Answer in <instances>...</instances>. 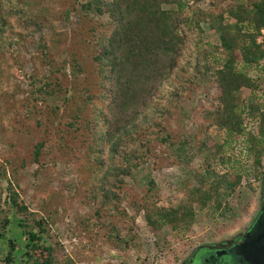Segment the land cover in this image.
Returning a JSON list of instances; mask_svg holds the SVG:
<instances>
[{"label":"trees","instance_id":"16d2710c","mask_svg":"<svg viewBox=\"0 0 264 264\" xmlns=\"http://www.w3.org/2000/svg\"><path fill=\"white\" fill-rule=\"evenodd\" d=\"M39 1L0 0V67L6 63L8 68L20 73L22 69L16 63L25 46L23 40L34 34H38L39 39L32 48L41 58L32 57L31 63L34 65L39 61L40 65L44 64L41 66H48V75L36 77V74H29L32 89L24 98L22 107L27 112L30 109L35 111L44 101L58 98L57 95L62 98L63 106L46 104L45 110H36L39 115L44 114L43 121H36V125H43L44 130L42 137L33 145V163L39 164L46 143L53 141L57 132L59 139L65 140L63 134L81 129L86 136L80 138V143L85 144L87 149L85 157L89 184L101 198L102 206L110 203L119 205L123 198L117 192L121 189L122 178L127 177L135 166H122L113 159L138 132L154 135L156 141L166 143L167 134L159 137L157 133L164 132L160 127L161 120L174 107L176 98L183 91L184 81L177 73H185L190 62L186 60L181 67L178 63L189 34H193L195 43L199 44L198 27L201 23L207 25L209 32L218 34L217 49L222 56L209 60L201 54L200 60H195L193 66L194 69L199 65L203 67L200 72L195 71L213 83L217 92L214 108L204 112L206 125L203 130L209 126L216 127L221 132L222 144L217 153L210 156L212 159L206 157L203 174L191 188L197 209L210 219L215 213L221 216L228 210L221 208L218 197H213L221 183L218 179L222 178L226 188L233 190L244 183L249 186V176L256 178L264 175L258 170L264 157V66L260 65L264 50L254 42L257 31L264 27V0L231 2L216 12L211 2L209 7L213 6V9H195L203 0H71L61 13V19L67 25L70 14L75 16L77 25L80 21L81 25L96 23L94 18L106 21L105 24L100 22L101 31L90 28L88 32L91 61L96 68L100 92L93 98L83 90L85 96L82 103L70 115L69 121L62 124L65 130L57 129L55 133L50 127L53 128L55 123L60 125L59 111L61 109L65 114L73 94L52 76L68 67V75L74 80L81 74V68L74 59L59 60L58 66H53L52 58L49 60L51 47L46 43L52 27L46 10H38ZM20 24L22 31L25 30L28 35L16 30V25L19 27ZM45 30L49 34L42 33ZM247 73L254 77H249ZM62 77L67 78L65 74ZM259 87L262 88L260 105L244 107L236 103L239 91L255 96ZM162 90L165 98L161 103L159 96ZM4 97L0 96L1 99ZM93 99H100L102 106L90 105ZM87 107L93 108L88 117L82 114ZM247 117L254 119L251 128L246 127ZM79 121L82 124H77ZM169 145L173 147L176 144L171 142ZM130 156L138 160L144 157L143 154L135 156L134 151ZM246 161L250 164L244 167ZM5 168L6 162L0 165L2 179H6ZM4 192L1 202L8 209L0 208V264H74L66 258L58 262L60 257L48 242L42 220L29 217L32 214L17 202V195L8 179ZM94 192L92 199H95ZM132 205L134 215L142 211L145 232L155 237L163 228L171 232L186 230L185 227L193 220L201 226L199 216H195L193 206L188 204H179L174 208L155 204L141 205L140 208ZM130 219L133 220V217ZM108 240L117 246L115 249H120L119 245L126 246L128 242L121 240L119 235Z\"/></svg>","mask_w":264,"mask_h":264},{"label":"rangeland","instance_id":"374dc122","mask_svg":"<svg viewBox=\"0 0 264 264\" xmlns=\"http://www.w3.org/2000/svg\"><path fill=\"white\" fill-rule=\"evenodd\" d=\"M70 1L40 0L38 4V10H46L52 27V33L47 35L46 45L51 47L48 54L49 60L52 58L54 61L53 66H58L59 60L67 58L74 59L81 68V74L74 80L68 75V67L52 76V79L58 78V82L73 94L65 114L63 110L59 111L60 125L55 123L53 128L50 127L52 133L57 132V129L65 130L62 124L69 121L70 115L74 114L76 107L82 103L85 96L83 90L93 98L100 92L96 68L91 61V48L88 44L91 38L88 32L90 28L101 31L102 27L99 24H105L106 21L104 18L98 20L94 18L96 23L86 22L81 25L80 21L77 25L75 16L70 14L67 25L61 19V13L69 6ZM241 1L244 2L203 0L195 9H213V6L209 7L211 2L216 12L231 2ZM18 26L16 25L18 32L28 35L25 30L22 31V24ZM198 28L199 44L195 43L193 34H189L178 63L181 67L186 60L190 62L185 73L179 71L177 73L184 81L183 91L176 98L174 107L161 120L160 127L164 132L157 133L159 137L167 134L166 143L156 141L154 135L138 132L132 135L130 143L119 149L118 155L113 159L122 166L129 164L135 166L130 169L127 177L122 178L121 189L117 193L123 199L117 206L112 203L102 206L101 198L89 184L85 157L87 149L84 148L85 144L80 143V138L85 134H82L81 129L63 134L65 140L59 139L60 135L57 132L53 136L54 140L46 143L39 164L31 161L33 145L42 137L44 130L43 125L40 127L36 125L37 120L43 121L44 114L39 115L36 110H45L46 104L60 106L62 102L61 95H57L58 98L42 102L35 111L30 109V112H27L22 107L24 98L29 96L32 89L29 85V74H36V77L48 75L47 65L41 66L44 64L40 65L38 61L34 67L31 63L32 57L41 58L32 48L39 35L26 36L23 40L25 46L16 63L22 69L20 73L8 68L9 64L6 63L0 67L2 69L0 96H5L4 99L0 98V165L6 162L5 178L12 184L17 202L32 214L29 217L42 220L41 224L47 233L48 242L60 257L59 263L66 258L74 264H111L110 261L113 260H121L122 264H186L196 246L218 239L233 238L253 217L262 189L261 176L256 178L249 176V186L244 183L233 190L226 188L222 178L218 179L221 183L213 197H218L221 208L228 210L221 216L215 213L212 219L207 214L200 213L195 197L191 195V188L198 183L203 174L204 160L217 153L218 147L222 144L221 132L216 127L209 126L203 130L206 125L204 112L214 108L217 92L213 83L196 72L203 70V67L199 65L194 69L195 60H200L201 54H205L209 60L215 57L222 58L217 49L218 34L206 30L205 24L199 23ZM42 33L49 34L46 30ZM209 65L207 67H210ZM62 74L67 78L62 77ZM247 74L251 78L254 77L251 73ZM174 84L177 85L176 82ZM162 91V95L159 94L161 103L165 98V92ZM261 93V87L255 92L256 97L241 90L236 94L235 100L238 105L244 107L260 105ZM90 105L102 106L100 99H93ZM84 110L82 114L88 117L93 108L87 107ZM253 121L254 119L247 117L246 127L251 128ZM203 138L205 140L201 144ZM171 142L176 145L171 147L169 145ZM133 151L135 156L143 154V159H132L130 154ZM105 154L106 152L103 158ZM250 161H246L244 167L248 166ZM215 168L219 169L217 166ZM258 170L264 172V157ZM6 179L0 177L2 210L8 209L1 202ZM92 192L95 199L91 198ZM132 204L139 208L141 205L150 204L171 208L179 204H188L193 206L195 216H199L201 226L193 220L185 227L186 230L171 232L163 228L155 237L145 232L142 211L134 215ZM116 235H119L121 240L128 241L127 245H119L120 249H115L117 246L108 238H114ZM196 256L198 257L192 264H204L203 251L198 252Z\"/></svg>","mask_w":264,"mask_h":264},{"label":"flooded vegetation","instance_id":"af4514ba","mask_svg":"<svg viewBox=\"0 0 264 264\" xmlns=\"http://www.w3.org/2000/svg\"><path fill=\"white\" fill-rule=\"evenodd\" d=\"M262 189L258 196L257 209L253 217L249 220V223L244 227L241 232L235 234L233 238L218 239L209 243H204L196 246L190 253L189 260L186 264H192L198 252L203 251L204 264H246L239 256L234 255L233 246L237 244L242 238L252 231L253 226L256 224L257 218L261 214L259 212L260 207L264 205V175L261 176ZM264 221V212L262 213V219ZM202 246L201 248H199Z\"/></svg>","mask_w":264,"mask_h":264},{"label":"water","instance_id":"95a60500","mask_svg":"<svg viewBox=\"0 0 264 264\" xmlns=\"http://www.w3.org/2000/svg\"><path fill=\"white\" fill-rule=\"evenodd\" d=\"M259 212L261 214L252 231L233 246L234 255L239 256L246 264H264V221H261L264 205Z\"/></svg>","mask_w":264,"mask_h":264},{"label":"built area","instance_id":"2783aa9c","mask_svg":"<svg viewBox=\"0 0 264 264\" xmlns=\"http://www.w3.org/2000/svg\"><path fill=\"white\" fill-rule=\"evenodd\" d=\"M254 42L256 45L260 46L264 50V27L260 28L257 31ZM260 65L264 66V59L261 61ZM110 262L111 264H122L121 260H113Z\"/></svg>","mask_w":264,"mask_h":264}]
</instances>
